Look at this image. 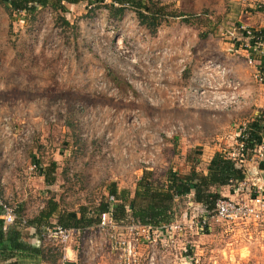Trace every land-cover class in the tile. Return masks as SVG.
Instances as JSON below:
<instances>
[{
	"label": "rangeland",
	"instance_id": "1",
	"mask_svg": "<svg viewBox=\"0 0 264 264\" xmlns=\"http://www.w3.org/2000/svg\"><path fill=\"white\" fill-rule=\"evenodd\" d=\"M154 1L186 16L151 32L133 10L115 22L109 9L81 3L68 6L64 26L49 6L34 19L11 15L0 0V188L26 221L53 195L74 210L98 203L111 183L133 191L146 169L164 180L170 169L184 173L189 160L202 173L207 150L237 152L264 110L251 53L230 35L264 28V0ZM233 96L237 104H229ZM204 97L223 103L205 105ZM68 115L80 125L79 139ZM35 160L57 163L54 185ZM189 199L177 204L178 229L93 227L74 235V255L43 245L79 264H264L260 222L212 221L202 231Z\"/></svg>",
	"mask_w": 264,
	"mask_h": 264
},
{
	"label": "trees",
	"instance_id": "2",
	"mask_svg": "<svg viewBox=\"0 0 264 264\" xmlns=\"http://www.w3.org/2000/svg\"><path fill=\"white\" fill-rule=\"evenodd\" d=\"M4 3L11 15L25 13L34 19L40 8L49 6L56 14H61L58 15V21L64 26L70 25L63 15L68 12V6L81 3H86L93 12L109 9L110 17L115 22L122 18L126 10H133L140 24L151 32H156L169 19L186 16L182 12L169 11L167 5L154 0H4ZM261 36L264 38V29L261 30ZM183 78L188 83L191 72L185 70ZM66 124L78 138L76 131L80 125L73 115H68ZM247 135L240 158L216 152L210 160L206 175L198 171L196 163L192 165L190 174L182 176L170 169L164 180L155 179L154 174L146 169L133 191L119 189L116 183L105 185L107 195L94 205L69 210L53 195L47 200L46 207L27 221L26 225L22 222V212L17 213L18 219L11 225L6 226L5 221L0 218V264H57L63 259V253L57 248L31 243L30 229L42 235L43 226H61L72 229L76 235L81 236L99 225L101 215L105 213H110L112 220L121 226L133 223L151 229L162 228L175 222L178 202L189 196H192L196 207L213 212L217 202L226 199L222 193L225 188L234 189L246 180L244 162L251 158L253 151L263 142L264 110H260L259 115L248 124ZM34 164L47 185L56 183L57 163L44 167L35 160ZM260 169L264 171V162L260 164ZM109 196L115 198L114 203L109 201ZM3 214L0 208V217Z\"/></svg>",
	"mask_w": 264,
	"mask_h": 264
},
{
	"label": "built area",
	"instance_id": "3",
	"mask_svg": "<svg viewBox=\"0 0 264 264\" xmlns=\"http://www.w3.org/2000/svg\"><path fill=\"white\" fill-rule=\"evenodd\" d=\"M264 29V28H263ZM262 30V29H261ZM261 30H250L246 27H239L234 32L230 33V35L234 38V40L238 41H245L246 42V49L248 52L251 53L250 56H259V62L257 63L252 57H250L249 64L254 67L255 69V78L262 84H264V38L261 36ZM200 82V81H199ZM205 82V81H203ZM201 88V94L203 96L206 95L204 93V89L202 86ZM214 94V92H213ZM205 99V100H203ZM201 99L205 105L209 106H218V104L223 103L221 100L220 102L216 101L215 98H212L209 100L208 98ZM238 99L233 96L228 101L229 104H237ZM259 115L257 113L256 117ZM248 139V135H244V140L242 141L243 144H241L240 148L237 152L234 153H228L227 155L231 158H240V155L242 154L244 150V142ZM254 158L258 159V164L260 165L262 162H264V138L261 145H259L252 153V158H249L248 160H251ZM252 160V161H253ZM36 167V165H35ZM245 182V181H244ZM244 182L240 183L239 185L243 186L245 189L248 188ZM249 189V188H248ZM250 190V189H249ZM252 193L249 192L250 198L248 200H234V199H223L219 200L216 204V208L213 212L209 213L206 212L201 208L200 212V218L197 223V225H200V229L203 231L205 226H208L209 223L212 221H222V220H252L254 222H263L264 221V189L261 187H255L254 190H250ZM109 201L111 203L115 202L114 197L109 196ZM193 205V204H192ZM0 208L3 210V215L0 217L5 221L6 226L11 225L16 222L18 219V215L16 213V210L14 207L6 203L1 197H0ZM200 208V207H199ZM22 222L24 225L27 224V221L25 219H22ZM119 225L116 224L112 218L110 213H105L101 215L100 223L96 226L99 230H105L106 228L110 229L111 231L115 228H117ZM134 227V226H133ZM137 227H141L143 229H146V227H142L140 225H137ZM179 226L177 224H170L165 225L161 229L163 231L165 230H173L178 229ZM137 229V228H136ZM149 230H152L151 228H147ZM153 231V230H152ZM75 232L72 229H64L61 226H55L50 228L43 229L41 240L42 244L46 241L53 242L56 244V246H59L61 248H64V250H67L68 245L73 240ZM154 260V259H150ZM57 264H68V259L64 255L63 259L57 263ZM153 264V263H151Z\"/></svg>",
	"mask_w": 264,
	"mask_h": 264
},
{
	"label": "crops",
	"instance_id": "4",
	"mask_svg": "<svg viewBox=\"0 0 264 264\" xmlns=\"http://www.w3.org/2000/svg\"><path fill=\"white\" fill-rule=\"evenodd\" d=\"M204 145L205 144L203 143V146ZM205 149H207V148L205 147ZM207 151L210 153L208 155L206 154L208 157H203L202 158V162L205 165V167L202 170V173L204 175L207 174V168H208V165L210 163L211 158L214 156V154L216 152H220L221 150L218 147H215L213 149L210 148ZM252 160L253 159L247 160V161L244 162V167H245V170L247 172V178H246V180H245V182L243 184H245L246 186H249V187L253 186L254 187L253 190L255 189L256 186L257 187H261V188L264 189V171L260 169V165L258 163L256 165V160H253V162H251ZM193 164L194 163H192V162L190 163V161L188 160V163L187 164L183 163V165L185 167L184 170H183L184 173L179 172V171H177V173L179 175H182V176H186V175L190 174ZM40 176L43 177L41 174H40ZM0 186H1V184H0ZM243 188L244 187L241 186V185L235 187L234 189L225 188L223 190V192H222L223 193V197L226 198V199H234V200H242V199L243 200H248L250 198V195H251L248 192L249 189L246 188V190H248V191L245 192V194H243L242 193V191L244 192V189ZM0 197L3 198L1 188H0ZM189 198H190L189 199L190 201H189L188 205L190 207H193V208L198 209L200 211L201 208L196 207L195 203L192 201V196H189ZM257 225L259 226L258 232L260 233L258 235H259V238L262 240V239H264V221L263 222H260ZM42 229H45V227L43 226ZM152 230H154V231L155 230L160 231L162 229L161 228H156V229H152ZM29 232H32V236L30 235V241H31V243H33L34 245H37V246L41 245L42 244L41 235H39L37 232H35L34 229H30ZM261 243H264V240H262ZM263 248H264V246H263ZM74 250L75 249L68 248L66 251H68L69 255L70 254H73L74 255V254H76V250L75 251ZM69 255L68 254L65 255L68 258V264H70V263H72V264H79V261H78L79 260V257L69 258ZM184 260L186 262L185 264H188V262H192L191 259H188V258L187 259L184 258Z\"/></svg>",
	"mask_w": 264,
	"mask_h": 264
}]
</instances>
